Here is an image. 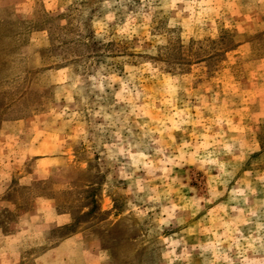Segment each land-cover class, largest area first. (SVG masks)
Wrapping results in <instances>:
<instances>
[{"label":"rangeland","instance_id":"1","mask_svg":"<svg viewBox=\"0 0 264 264\" xmlns=\"http://www.w3.org/2000/svg\"><path fill=\"white\" fill-rule=\"evenodd\" d=\"M0 135L4 226L39 196L108 264H264V0H0Z\"/></svg>","mask_w":264,"mask_h":264},{"label":"crops","instance_id":"2","mask_svg":"<svg viewBox=\"0 0 264 264\" xmlns=\"http://www.w3.org/2000/svg\"><path fill=\"white\" fill-rule=\"evenodd\" d=\"M4 159L0 156V161ZM40 159L35 157L37 162ZM10 174L0 166V193L6 192ZM58 220L55 201L39 196L33 208L20 212L10 225L4 226L0 220V264H108L102 251L91 246V232L77 231L58 238L54 231Z\"/></svg>","mask_w":264,"mask_h":264}]
</instances>
